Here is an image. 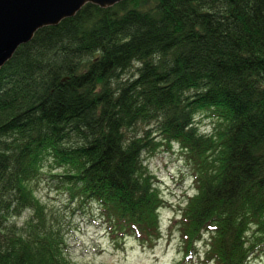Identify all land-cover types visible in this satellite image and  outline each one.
Listing matches in <instances>:
<instances>
[{"label": "trees", "instance_id": "trees-1", "mask_svg": "<svg viewBox=\"0 0 264 264\" xmlns=\"http://www.w3.org/2000/svg\"><path fill=\"white\" fill-rule=\"evenodd\" d=\"M174 143L195 188L173 222L185 253L202 240L199 264H249L264 243V0L88 2L38 29L0 68V264H77L65 214L33 186L47 176L116 244L160 238L167 199L144 159Z\"/></svg>", "mask_w": 264, "mask_h": 264}, {"label": "rangeland", "instance_id": "rangeland-1", "mask_svg": "<svg viewBox=\"0 0 264 264\" xmlns=\"http://www.w3.org/2000/svg\"><path fill=\"white\" fill-rule=\"evenodd\" d=\"M203 111L197 113L198 124L202 131L210 132L214 122ZM144 161L148 165V170L154 174L153 180L159 186L164 199H167L159 210L161 237L149 244L140 243L141 241L133 236H126L120 241L121 243L116 244L110 236L111 228L108 229V221L98 216V219H93L86 213L84 208L87 209L88 206L86 207L85 203L80 205L75 199L70 200L65 190L56 189L55 177H41L33 183V186H37V195L45 202L47 212L60 211L65 214L61 227L68 245L67 254L74 263L199 264L203 262L205 245L202 240L196 245L200 256L194 251L186 254L180 234L173 227L179 203H184L188 194L195 193L193 177L180 149L175 143L170 149L161 146L154 154L145 155ZM19 220H23V217ZM206 237L207 235L203 236ZM249 255V264H264V243L258 251L250 252Z\"/></svg>", "mask_w": 264, "mask_h": 264}, {"label": "water", "instance_id": "water-1", "mask_svg": "<svg viewBox=\"0 0 264 264\" xmlns=\"http://www.w3.org/2000/svg\"><path fill=\"white\" fill-rule=\"evenodd\" d=\"M122 0H0V68L20 44L26 43L38 27L58 24L73 16L85 3L101 7Z\"/></svg>", "mask_w": 264, "mask_h": 264}, {"label": "bare ground", "instance_id": "bare-ground-1", "mask_svg": "<svg viewBox=\"0 0 264 264\" xmlns=\"http://www.w3.org/2000/svg\"><path fill=\"white\" fill-rule=\"evenodd\" d=\"M40 28H42V26H41V27H38L37 30L40 29ZM37 30H36V31H37ZM36 31L34 32V34L36 33ZM34 34H33V36H34ZM19 46H20V45H19ZM2 66H3V65H2ZM208 117H209V118H212L211 116H208ZM212 120H213V122H214V124H215V119L212 118Z\"/></svg>", "mask_w": 264, "mask_h": 264}]
</instances>
